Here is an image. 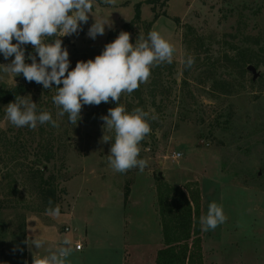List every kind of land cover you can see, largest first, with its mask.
Wrapping results in <instances>:
<instances>
[{
	"label": "rangeland",
	"instance_id": "obj_1",
	"mask_svg": "<svg viewBox=\"0 0 264 264\" xmlns=\"http://www.w3.org/2000/svg\"><path fill=\"white\" fill-rule=\"evenodd\" d=\"M138 6L141 17L132 22ZM95 7L112 26L92 39L88 30L95 18L89 14L77 33L60 37L69 71L101 54L110 33L128 32L135 44L140 35L158 31L175 48L171 64L153 67L148 82L119 101L129 112L141 107L156 116L139 145L138 159L147 166L125 173L109 166L114 132L104 131L101 117L116 102L83 105L73 125L67 114L57 115L55 84L45 89L23 74L0 71V87L24 84L20 96L31 98L38 111H49L59 125L17 128L6 119L10 102H0V225L7 226L0 232V257L22 243L26 221L28 239L45 241L39 249L29 247V264L65 238L83 248L72 253L70 264H123L129 256L153 264L164 246L157 204L161 180L199 183L202 215L211 202L222 205L226 221L202 231L204 264H264V0H115L114 5L94 0ZM22 47L26 63L32 62L29 54L39 62L31 44ZM189 55L195 63L185 68ZM12 59L0 53V65ZM104 135L113 140L104 142ZM174 153L183 155L174 159ZM40 154L52 156L43 164L46 176L56 177L59 217L40 209L35 182L27 178ZM8 173L17 180V193L10 191L13 178L2 181Z\"/></svg>",
	"mask_w": 264,
	"mask_h": 264
},
{
	"label": "clouds",
	"instance_id": "obj_2",
	"mask_svg": "<svg viewBox=\"0 0 264 264\" xmlns=\"http://www.w3.org/2000/svg\"><path fill=\"white\" fill-rule=\"evenodd\" d=\"M103 3L114 5L115 0H103ZM89 14L95 18L88 30L92 39L103 35L106 25L112 26V21L104 17L101 8H94V0H0V53L6 60L14 56L9 64L0 65V71L15 76L23 74L28 82L34 81L45 89L55 84L56 94L52 99L60 109L57 115L63 117L67 114L73 125L81 119L83 105L98 106L101 102L108 103L111 98L117 106L101 117L105 122L104 131L114 132V142L108 155L109 166L119 173L137 167L143 172L148 162L138 159L139 145L151 133L149 121L155 120L156 116L141 107L127 111L119 102L120 97L147 83L153 67L171 64L175 48L158 31H150L147 38L140 35L135 44L130 42L128 32L121 31L94 60L78 61L69 71V52L62 48L60 37L77 33L80 25L87 23ZM47 37L56 38L48 42ZM27 44L33 46L39 62L33 54L28 56L32 62H25L22 45ZM182 63L185 68H191L195 58L189 55ZM5 112L6 119L17 128L36 129L38 124L45 123L59 126L49 111H38L37 103L26 96H16L15 101L6 106ZM102 140L108 142L113 138L104 135ZM182 155L174 153L173 158L179 159ZM46 214L59 217L60 206L53 207L49 199ZM226 219L222 205L213 201L208 205L206 215L200 217L201 230H215ZM25 242L36 249L45 244L38 238ZM76 250H79V245L73 246V241L65 238L61 246L49 249L48 254L34 255L32 264H70L68 258Z\"/></svg>",
	"mask_w": 264,
	"mask_h": 264
},
{
	"label": "trees",
	"instance_id": "obj_3",
	"mask_svg": "<svg viewBox=\"0 0 264 264\" xmlns=\"http://www.w3.org/2000/svg\"><path fill=\"white\" fill-rule=\"evenodd\" d=\"M135 18L132 22L141 17L140 7L135 10ZM129 26V25H128ZM117 34L110 33L109 42ZM25 91V85L19 84L6 89L0 87V102L8 103L15 100ZM9 153V152H8ZM51 154L37 156L31 162L27 172V178L35 182V188L42 200L41 208L46 212L49 207V199L54 207L58 203L56 177L52 174L46 176V166L43 161L49 162ZM12 173L6 174L2 181L13 178ZM16 178L12 179L10 186L11 193H17L15 186ZM157 204L163 230L164 246L158 250L156 264H204L202 230L200 217L202 216V193L199 183L189 182L185 186L171 185L161 181L157 185ZM22 243L3 250V257H0L5 264H26V221L21 225ZM7 229L6 224L0 225V232ZM6 260L7 263L5 262Z\"/></svg>",
	"mask_w": 264,
	"mask_h": 264
},
{
	"label": "crops",
	"instance_id": "obj_4",
	"mask_svg": "<svg viewBox=\"0 0 264 264\" xmlns=\"http://www.w3.org/2000/svg\"><path fill=\"white\" fill-rule=\"evenodd\" d=\"M28 239V237H27ZM83 248L79 249L82 250ZM29 256H30V252H29V246L26 243V264H29ZM134 259H132L131 256H129V258H124V262L123 264H148V259H144L143 256H139V257H133ZM129 259V261H128ZM156 264V260L154 259V263Z\"/></svg>",
	"mask_w": 264,
	"mask_h": 264
},
{
	"label": "water",
	"instance_id": "obj_5",
	"mask_svg": "<svg viewBox=\"0 0 264 264\" xmlns=\"http://www.w3.org/2000/svg\"><path fill=\"white\" fill-rule=\"evenodd\" d=\"M248 68L254 73V78H256V77L258 76V73L256 72L255 67L250 65ZM109 103H110V104H113V103H115V102L112 101L111 98H110V99H109ZM160 176H162V173H161V172H160Z\"/></svg>",
	"mask_w": 264,
	"mask_h": 264
},
{
	"label": "built area",
	"instance_id": "obj_6",
	"mask_svg": "<svg viewBox=\"0 0 264 264\" xmlns=\"http://www.w3.org/2000/svg\"><path fill=\"white\" fill-rule=\"evenodd\" d=\"M77 245H79V249H81V248H82L81 244H77Z\"/></svg>",
	"mask_w": 264,
	"mask_h": 264
}]
</instances>
